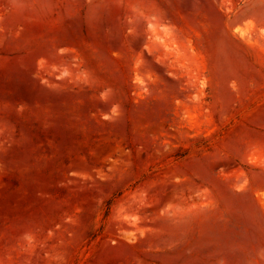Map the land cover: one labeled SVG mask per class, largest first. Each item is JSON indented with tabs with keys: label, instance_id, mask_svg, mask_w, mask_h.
I'll return each mask as SVG.
<instances>
[{
	"label": "rangeland",
	"instance_id": "obj_1",
	"mask_svg": "<svg viewBox=\"0 0 264 264\" xmlns=\"http://www.w3.org/2000/svg\"><path fill=\"white\" fill-rule=\"evenodd\" d=\"M0 264H264V0H0Z\"/></svg>",
	"mask_w": 264,
	"mask_h": 264
}]
</instances>
